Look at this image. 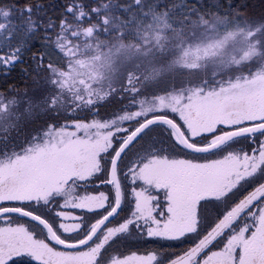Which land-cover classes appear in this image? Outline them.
<instances>
[{
	"label": "snow or ice",
	"instance_id": "obj_1",
	"mask_svg": "<svg viewBox=\"0 0 264 264\" xmlns=\"http://www.w3.org/2000/svg\"><path fill=\"white\" fill-rule=\"evenodd\" d=\"M248 7L0 0V264H264Z\"/></svg>",
	"mask_w": 264,
	"mask_h": 264
},
{
	"label": "trees",
	"instance_id": "obj_2",
	"mask_svg": "<svg viewBox=\"0 0 264 264\" xmlns=\"http://www.w3.org/2000/svg\"><path fill=\"white\" fill-rule=\"evenodd\" d=\"M42 2L44 3L51 2L53 4H60L63 2V0H42ZM215 2L216 0H209V3H215ZM226 2H231L237 6H239L240 4H247L249 5V7L245 9V11L253 15L259 11L262 0H220L221 4H224ZM18 77H19V67L12 72L11 77H9V79H18ZM3 79H5V77L2 74H0V80Z\"/></svg>",
	"mask_w": 264,
	"mask_h": 264
},
{
	"label": "rangeland",
	"instance_id": "obj_3",
	"mask_svg": "<svg viewBox=\"0 0 264 264\" xmlns=\"http://www.w3.org/2000/svg\"><path fill=\"white\" fill-rule=\"evenodd\" d=\"M248 14L252 15L251 13H248Z\"/></svg>",
	"mask_w": 264,
	"mask_h": 264
}]
</instances>
